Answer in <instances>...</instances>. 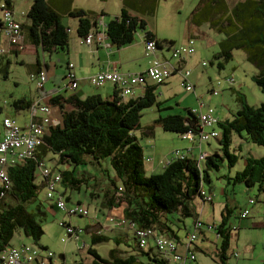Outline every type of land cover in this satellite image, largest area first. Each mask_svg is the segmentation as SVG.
Listing matches in <instances>:
<instances>
[{
    "label": "trees",
    "instance_id": "trees-1",
    "mask_svg": "<svg viewBox=\"0 0 264 264\" xmlns=\"http://www.w3.org/2000/svg\"><path fill=\"white\" fill-rule=\"evenodd\" d=\"M65 2L64 9H59L62 11L59 12L57 3L54 4L50 0H32L26 15L29 22L26 34L31 43L40 46L45 54L65 53L68 50L70 29L62 23V15L77 20L79 37L84 39L98 33L96 23L104 16L103 13L95 15L73 8V0ZM1 3L14 12L8 0L0 1ZM156 4H153L151 10L156 8ZM219 4L217 14L229 15L232 12L231 17L227 16L232 25L233 17L240 19L245 10L248 12V22L251 23L240 22L241 27L236 24V29L231 33L227 32L229 27L226 28L223 23L222 29L217 32L221 36L224 35V38L219 43L220 52L213 56L214 60L230 61L233 45L237 44V48H241L258 68L253 81L264 93V0H243L236 3L233 10L229 9L226 0H221ZM21 31L23 34L22 24ZM138 31L142 33L143 42L156 43L157 52L163 50L165 45L167 51H174L173 41L158 40L155 34L148 30L147 22L132 16L126 8L106 25L105 36L116 49H122L134 43ZM185 63L183 62L182 66L190 70ZM217 65L223 69V63L218 62ZM206 66L207 63L203 67ZM164 83L157 85L147 82L140 87L143 89L142 96L133 95L127 99L122 97L117 88L110 100H103L99 95L84 99L72 96L66 101L72 106L71 110L65 108L61 96L50 100L51 105L60 109L59 124L51 125L46 130L32 157L7 169L10 185L7 189H0V254L13 247L11 242L18 232L35 246L44 235L37 218H46L44 201L49 204L51 201L46 197L43 202L37 200L38 196L45 192L48 182V179L42 176L40 163H44L49 170L51 168V174L60 176L56 192L67 205L71 203L72 194L84 191L89 201H99L104 209L124 206L123 218L128 225L120 229L128 231L126 236L132 233L136 246L132 248V252L122 251L119 248V245L125 243L122 235H105L99 227L90 233L88 264H168L166 254L156 247L155 239H149L145 249L139 247L135 235L137 228L151 230L156 239H168L176 248L183 246L185 240L195 234L197 239L191 242L189 248L191 254L197 249L196 243L200 237L208 241L203 228L195 229L196 223L201 220L196 201L200 203L204 185L211 183V171H219L223 163L229 168L237 164L238 156L232 150L234 135L258 147H264V106L250 107L239 99L240 108L231 120L221 121L216 115L220 120L215 127L220 133V138L216 140L219 143L218 152L211 155L201 152L198 158L193 154L198 146L192 145L186 152H182L183 159H175L171 154L172 157L167 159L170 163L164 166L161 172L147 175L144 151L134 131L141 128L140 120L144 110L157 106L161 113L170 109H161L160 106L166 103L158 101L157 88ZM210 93L218 91L212 90ZM200 104L201 102L197 110L200 109ZM13 107L27 109L31 106L29 101L21 99L13 102ZM186 111L188 116L159 115L152 125L145 127L144 134L147 137L153 136L155 129L160 128L163 132L179 135L181 139L188 133L199 136L201 124L194 112L196 110ZM202 155L204 156L200 159ZM226 179L233 185L243 184L248 190L254 188L257 194L264 195V156L246 157L243 170ZM221 192L226 195L225 189ZM31 204H35L32 212L28 210ZM75 204L83 206L81 202ZM249 204L254 205V199H250ZM242 213L243 211L237 218L246 220L249 215L242 219ZM232 215L233 208L225 204L221 211L220 223L212 225V231L220 241L218 251L216 250L220 264H226L232 234L237 230L231 222ZM188 219H194L193 230L181 239L178 235V224L184 225ZM86 231L83 229V233ZM110 242L117 248H112L107 256L103 257L95 247ZM126 246L130 248L129 244ZM144 257L148 262L142 260Z\"/></svg>",
    "mask_w": 264,
    "mask_h": 264
},
{
    "label": "rangeland",
    "instance_id": "rangeland-1",
    "mask_svg": "<svg viewBox=\"0 0 264 264\" xmlns=\"http://www.w3.org/2000/svg\"><path fill=\"white\" fill-rule=\"evenodd\" d=\"M0 1L4 2V0ZM56 1L51 0L52 3ZM220 1L156 0V10L152 14L150 9H148L151 4L150 0H143L142 2L128 0L131 5L137 6L142 12L148 9L146 14H144L148 30L153 32L160 41H173L175 43L174 48L179 47L194 28L205 33L210 40L216 42L215 45L207 46L206 39L195 40L196 56L192 61H189L190 65L187 66L191 70L190 81L195 88L194 92L189 93L185 91L183 86L180 88L175 84L176 97L160 106L161 109L167 106L170 109H165L160 113L157 106H154L142 112L141 128L135 130L134 135L137 137L145 155L155 154L154 158L166 162L168 158L172 157L171 154L175 150L186 152L187 148L192 147V143L189 140H182L179 135L163 132L160 128L155 129L153 136L147 137L144 134L145 127L152 125L159 115L179 114L188 116L186 110L188 108L193 111L197 110L199 102H201L204 106L211 107L221 121H225L231 120L239 110L241 102H239V99L250 107L259 108L264 106V93L253 81L254 76L258 73V68L249 60L247 54L241 48H237V44L233 45L232 59L230 61L214 60L213 55L216 52H220L219 43L224 38V35L221 36L217 32L222 29L223 23L226 28L229 27L228 33L236 29V24L241 27L242 23H251L248 22V12L245 10L243 15L241 13L240 19L237 20L233 17L234 24L232 25L231 19L228 18L231 17L232 12L229 15L217 14ZM241 1L243 0H226L229 9H232L236 3ZM73 5L85 10H92L97 15L101 14V10H105L106 14L103 19L110 21L114 16L120 14L122 2L121 0H73ZM61 21L70 29V35L73 36V29L70 26L74 25L76 20L62 15ZM240 22L242 23L240 24ZM141 34V31H138L134 42L140 43ZM114 48L116 49V47ZM164 50L167 51L166 45L161 51ZM15 60L7 71L0 72V131L2 130V121L7 116V113L9 111L15 113L13 102L22 98L28 99L37 88L36 84L30 79L28 67ZM203 62L207 63L206 67L202 66ZM218 62L223 63V69L218 67ZM232 76L236 82L234 88L224 83L226 79ZM218 82L220 86H218ZM212 90H217L218 93L211 94ZM157 93L159 94L160 92L158 91ZM39 114L41 113L39 112ZM25 117L26 114H20L13 118L16 119L20 126H23ZM202 150L211 155L218 152L219 143L216 140L204 143ZM232 150L238 156L237 164L233 168H229L226 163H223L219 171L213 170L210 172L211 183L205 184L204 188L208 194H212L214 197L212 204L205 205L200 219L206 225L219 224L221 211L225 204H228L230 208H233L231 222L237 230L232 234L226 264H264V195L257 194L254 188L248 190L243 184L233 185L226 179L227 177H234L237 172L243 170L246 157H263L264 147H258L234 135ZM193 154L198 157L199 151H194ZM145 165L148 166L146 163ZM37 176L39 175L37 174ZM223 189L226 190V195L222 194L221 191ZM45 197L46 193L42 192L37 200L43 202ZM250 199H254V205L249 204ZM79 200L84 206L89 205V200L85 196L84 191L72 194L73 202ZM196 205L198 214H200L199 201H196ZM34 206L35 204L29 205L28 210L32 212ZM245 209L249 210V217L246 220H240L237 216ZM37 219L42 225L44 235L36 246L39 248L43 246L42 248L47 249L46 251L53 253L52 260L54 264H79L80 262L86 264V260L90 262V256L87 254V248L90 246V236L87 233H82L79 238L66 237L60 225L61 221H63L84 229V226L91 221L90 215L88 217H69L64 211H59L52 207L44 220ZM193 226L194 219L186 220L184 225L178 224V228H180L178 235L180 238L184 239L190 234ZM121 234L123 239H125V243L119 245V248L122 251H131L136 246L134 236L132 233H129L128 236L119 233V235ZM206 237L208 241L202 240V237H200L196 243L197 249L194 250L196 261L192 264H220L216 254V250L218 251L220 245L219 239H217L214 231L206 233ZM63 238H67L66 243L62 242ZM22 244L32 245V242L18 232L13 238L11 245L20 247ZM126 244H129L130 248ZM95 248L105 257L108 251L112 248H117V246L110 242L97 245ZM142 260L148 262L146 257Z\"/></svg>",
    "mask_w": 264,
    "mask_h": 264
},
{
    "label": "built area",
    "instance_id": "built-area-1",
    "mask_svg": "<svg viewBox=\"0 0 264 264\" xmlns=\"http://www.w3.org/2000/svg\"><path fill=\"white\" fill-rule=\"evenodd\" d=\"M0 38L6 40V42L14 47L17 51L25 50L24 37L21 31V24L15 17V13L6 7L3 3L0 4ZM103 37L88 36L83 39L86 45L90 46L96 40V42L102 41ZM144 56L149 58V68L144 74L139 75H125L119 72L103 71L88 78L91 85L96 88L102 87L105 83H112L121 92L124 99L134 95V89L144 86L147 82L160 85L166 82L173 76H178L181 79V84L185 91L193 92L194 87L190 82V70L182 66L188 58L192 57L196 53L195 40L190 38L185 44L174 48L171 53L170 59H164L159 56L157 52L156 43L154 41L143 42ZM0 44V52H4ZM206 63H202L205 66ZM30 79L36 84L37 89H42L44 83L47 81V74L45 71H40L37 75H31ZM66 84L61 89L74 91L79 86V79L77 78L74 65L67 63ZM225 84L230 87L235 86V80L233 77L224 81ZM218 86L220 83L218 82ZM216 95V94H214ZM32 115L35 117L38 112L42 114L40 122L31 121L30 123L20 126L16 119L13 117H5L2 121L0 131V189H7L10 185V180L7 174V169L11 166L17 165L24 159L32 157L36 147L42 142L44 133L51 125H58L59 121H53L51 118V107L49 106H32ZM197 114V118L201 124V131L199 136H194L190 133L182 136V140H189L192 145L201 146L202 143H207L211 140H218L220 133L215 129L219 123V118L215 115L214 110L210 107H206L203 103L200 104V109L194 111ZM173 154L175 159H183L184 155L181 151L177 150ZM204 155L200 157L203 158ZM170 160L164 162V166L168 165ZM39 167L43 177L48 179L47 187L45 189L46 199L51 201V204L59 211H64L69 217H88L89 210L81 205L72 204L67 205L65 201L57 194V188L60 183V176L51 174V171L47 169L44 163H40ZM201 201L203 205L211 203L214 195L208 194L205 190L201 191ZM252 203V200L250 201ZM249 211H243L241 218L245 219L249 215ZM108 222L118 228H125L128 222L124 218L115 220L113 216L109 217ZM62 229L65 232V236L69 238H79L83 233L82 228L74 227L71 224L62 222ZM202 229L204 232L212 231V224H203L200 220L195 225V229ZM135 235L140 248L145 249L148 245L149 239H155V245L160 252L165 253L168 264H192L195 262V255L191 254L189 248L191 242L196 241V235L192 234L186 240L185 253L180 254L176 245L165 238H155V234L148 229H136ZM62 242H66L63 238ZM180 246V247H183ZM84 247V246H83ZM47 249H41L34 245H22L20 247H11L5 252L0 254V264H49L53 259V253L46 251ZM237 256V255H235ZM88 261L86 260V264Z\"/></svg>",
    "mask_w": 264,
    "mask_h": 264
},
{
    "label": "crops",
    "instance_id": "crops-1",
    "mask_svg": "<svg viewBox=\"0 0 264 264\" xmlns=\"http://www.w3.org/2000/svg\"><path fill=\"white\" fill-rule=\"evenodd\" d=\"M8 1L14 10L16 19L23 26V30H24L23 37H24V42H25V50L22 52L17 51L14 47L10 46L6 42V40L2 39L1 50L4 49V52L2 53L0 52V72L7 71L11 67L13 61L16 59L15 61H18L21 64L26 65L28 67V74L30 76L33 74L37 75L40 71H45L47 74V81L44 83L42 89L36 88V90L31 93L28 99L22 98L24 100L29 101L31 107L27 109H15L14 108L15 113H12L11 111H9L6 117H14V116L16 117L17 115H20V114H26V117H25L26 119H25V122L23 123L24 125L30 123L31 121L40 122L43 116L39 114L38 112L37 115L33 117L32 110H31L32 106L38 105V106L51 107L52 120L56 122L60 121L61 120L60 109L57 106H53L50 104V100L52 98L61 96L62 97L61 102L63 103V105L65 106L67 110H71L72 108L70 104L66 103L67 99H69L72 96L77 97L79 99H84L89 96L99 95L103 100H110L112 95L116 92L115 85L108 82V83H105L102 87L96 88L89 83L88 81L89 77L99 72H103V71L119 72L125 75H139V74H144L146 70L149 68L150 59H146V57L143 55L144 45L142 41L143 40L142 34L140 35V38H141L140 43L134 42L132 45H129L122 49H115L114 46L111 45V43L105 36L106 25L109 23V21L104 20L103 16H101L96 23V28L98 30V33L95 34L96 37H100V36L103 37L102 41L96 42L95 40L92 45L90 46L86 45V43L83 42V38L79 37L77 33L78 22L76 20L74 25L70 26L73 29L74 35L73 36L70 35V32H69V45H68L67 52L65 53L58 52V53H53L50 55L45 54L40 46H35L31 43L29 37L26 34V29L28 28V24H29L26 15L31 8L32 0H8ZM103 1H106V0H103ZM137 1L142 2L143 0H137ZM150 1H151V4L148 9H150V13L153 14L156 8H154V10H151V9H152L153 4L156 2V0H150ZM121 2H122L121 10L123 8H126L132 16H137L145 20L144 14H146L148 9L142 12L140 9L137 8V6L131 5L128 2V0H121ZM56 3L57 2H54V4ZM58 3L56 5L57 10L64 9L66 5L65 0H62L61 2H58ZM72 7L75 9H82L84 11H88L90 13L97 15V13L92 10H85L84 8H81V7H75L74 5H72ZM121 10H120V13H121ZM59 12H62V11L59 10ZM101 13H103L104 16L106 14L105 10H101ZM119 15H116L113 18ZM190 38L197 40V41L206 39L207 46H212L216 44L215 41L210 40L209 37L205 33L198 31L196 28L191 30V34L185 38L182 44H185L187 40ZM217 53L218 52H216L215 54ZM159 56L161 58L170 59V53H168L165 50L160 51ZM195 56H196V53L194 56L188 58L185 61L186 67L190 65L189 61L190 60L192 61ZM67 63L74 65L75 74L77 78L79 79V86L74 91H71V90L62 91L61 90L66 84L65 74H66ZM175 78L177 79L176 81H175ZM175 84L178 87L182 88L180 77L178 76L171 77L162 86H159L157 88V92L158 91L160 92L159 94L157 93L159 102L168 103L169 101L174 99V97H176ZM142 94H143L142 88L137 87L134 89L135 97L142 96ZM197 150L199 151V154L201 152L205 153L202 150V146L196 148L195 151ZM154 155L155 154H148V155L144 154L146 158L145 163L148 164V166L145 165V170H146V173L149 175L159 173L164 168L165 161L159 160V159L157 160V158H154ZM79 202L80 200L73 202L72 195H71V203L69 205L79 203ZM207 204H211V203H207ZM44 205L46 206L47 210L46 209L45 210L48 214L49 209L52 208L53 206L49 203H46L45 201H44ZM84 207L88 208L90 212L91 221L84 226V229L87 230L85 233H87L89 236L91 235L90 233L93 232L94 229H99V227L103 229V234L109 235L111 237H118L120 236L119 233H123V234L128 233V231H125L124 229H120L114 225H111V223L108 222L110 216H113L115 220L122 218L124 206H120L118 208L104 209L101 206V203L95 200V201H89V205L84 206ZM204 208H205V205L201 203L200 204V215L204 212ZM78 228H81V227H78ZM205 233H209V232H205ZM184 244H186V240L183 243V245ZM178 252L180 254H184L185 247L179 246ZM53 262L54 261L51 260L49 264H54Z\"/></svg>",
    "mask_w": 264,
    "mask_h": 264
},
{
    "label": "bare ground",
    "instance_id": "bare-ground-1",
    "mask_svg": "<svg viewBox=\"0 0 264 264\" xmlns=\"http://www.w3.org/2000/svg\"><path fill=\"white\" fill-rule=\"evenodd\" d=\"M50 170H51V168H50ZM9 171V170H8ZM9 174V173H8ZM56 174V173H55ZM60 191V190H59ZM88 209V208H87ZM62 222V221H61ZM68 224V223H67ZM66 240H67V238H66ZM66 243V242H65ZM33 244V243H32ZM41 247H43V246H41Z\"/></svg>",
    "mask_w": 264,
    "mask_h": 264
},
{
    "label": "clouds",
    "instance_id": "clouds-1",
    "mask_svg": "<svg viewBox=\"0 0 264 264\" xmlns=\"http://www.w3.org/2000/svg\"><path fill=\"white\" fill-rule=\"evenodd\" d=\"M234 256H235V254H234Z\"/></svg>",
    "mask_w": 264,
    "mask_h": 264
}]
</instances>
